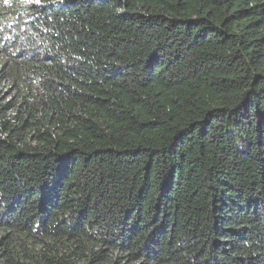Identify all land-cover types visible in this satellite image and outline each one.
<instances>
[{
  "label": "trees",
  "instance_id": "trees-1",
  "mask_svg": "<svg viewBox=\"0 0 264 264\" xmlns=\"http://www.w3.org/2000/svg\"><path fill=\"white\" fill-rule=\"evenodd\" d=\"M0 264H264V0H0Z\"/></svg>",
  "mask_w": 264,
  "mask_h": 264
}]
</instances>
